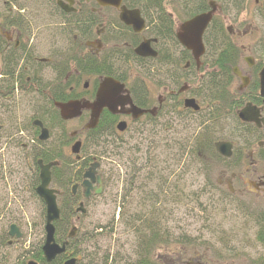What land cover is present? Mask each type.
<instances>
[{
	"label": "rangeland",
	"instance_id": "obj_1",
	"mask_svg": "<svg viewBox=\"0 0 264 264\" xmlns=\"http://www.w3.org/2000/svg\"><path fill=\"white\" fill-rule=\"evenodd\" d=\"M180 1L191 9L194 0ZM7 3V0H0V9L10 7ZM17 5L20 10L27 8L24 22L20 20L24 26L21 31L27 29L26 43L31 45L34 55L41 57L53 50V46L65 45L73 18L60 14L52 0H17ZM181 10L179 8L178 17ZM224 13H220L224 31L228 28L226 34L238 48L235 65L243 69L245 56L262 60L264 2L255 5L253 0L231 1L226 4ZM17 62V75H23L21 86L11 93L5 87L9 80L0 82V154L5 158L12 149L10 135L15 127L23 129L29 125L37 100L33 88L28 86L26 89V64L21 60ZM113 69L119 71L117 75L122 78L126 76L128 85H144L139 81L144 77V86L153 100L160 92V80L168 88L172 86L162 76L153 74L154 79H150L151 71L133 60L128 63L118 61ZM166 71L164 74L169 75L173 69ZM176 72L179 73L177 68ZM200 74L204 76L205 71ZM197 80L198 76L190 82L191 88L198 92ZM90 81L92 83V78ZM236 86L237 81L233 80L229 87L235 98L240 96L235 95ZM196 99L201 107L199 112L173 111L167 103L165 112L157 119L149 120L148 126L130 138L129 143L99 152L101 170L108 184L103 194L84 203L83 213L72 215L67 227L68 233L71 224L75 226L73 246L83 254V264L130 263L140 252L135 226L144 227L146 223L157 225L159 235L169 237V243L159 244L154 250L152 258L158 264H251L259 259L262 261L264 248L255 241L254 232L257 226L263 228L259 224L264 223V196L255 191L252 182L264 174V157L257 150V142L264 143V134L245 131L241 139L237 137L239 124L223 118L215 124V138L216 141H233L234 155L225 160L208 153L202 157L206 165H201L196 158H190L189 146L193 136L204 126H210V105L199 94ZM122 135L124 139L128 137ZM90 148L94 152L100 151ZM251 151L256 160L253 165L249 164ZM143 157L147 158L148 166L140 171L136 167L142 166ZM130 158H139L140 165L130 162ZM23 170L14 173L13 182L8 185L0 181V234L10 223H15L24 232L19 243H0V263L5 260L3 264H26L34 258L32 254L43 242V205L32 194L30 179ZM231 174L236 175L232 178V194L227 190ZM151 211L156 213L155 218ZM138 214L144 225L135 221ZM98 225L102 228H97ZM178 238L189 243H179Z\"/></svg>",
	"mask_w": 264,
	"mask_h": 264
},
{
	"label": "flooded vegetation",
	"instance_id": "obj_2",
	"mask_svg": "<svg viewBox=\"0 0 264 264\" xmlns=\"http://www.w3.org/2000/svg\"><path fill=\"white\" fill-rule=\"evenodd\" d=\"M7 1L10 7L0 9V82L9 80L5 87L8 91L11 90V93L17 86H21L22 76L19 77L20 73L17 75V64H19L17 61L21 60L26 64L25 68H28L25 77L28 83L26 89L28 86L33 88L37 100L34 101L35 110L31 113L29 125L23 129L15 127L14 133L10 135L11 142H13L12 149L8 150L7 158L0 154V181L5 185L12 183L13 174L24 169L23 173H26L30 179L32 194L43 205L45 221V204L36 192L40 183L39 161L43 165L50 164L48 187L56 193L60 216L61 210L72 213L74 216L78 213L77 207L80 203L84 206V203L103 194L108 181L101 170L102 159L99 152H103L107 147L118 148L120 144L129 143L130 138L133 139L148 126L149 120L157 119L165 112L166 106L168 107L167 103L173 111L179 109L183 112H194L191 108L184 106V100L192 97L197 101V90L191 88L190 81H195L196 76L199 79L202 77L199 72L201 61L197 64L191 51L184 48L177 40L180 24L198 14L210 11V2H213L215 6L212 20L215 16H220V13L225 14L223 11L228 2L240 0H194L191 3V9L185 6L187 3L181 4L180 0H162L161 6L158 4L154 11L152 4L147 3V0H120L117 5H103L98 0H52L53 7L63 16L72 17L73 23L71 28L67 29L70 34L65 36V45L53 46V50L47 51V54L41 57L34 55L33 48L26 43L27 29L21 31L24 26L20 20L24 22L23 16L27 8L23 7L20 10L17 0ZM253 2L259 5L264 0H253ZM121 8L131 12L134 16L131 17L130 24L120 19ZM179 8H182L184 16L181 15L182 13H179V17L177 16ZM139 20L142 21V28L137 31L136 29L140 26ZM203 35L202 43L205 53ZM146 40L149 41L150 49L156 54L154 57L138 56L135 53L136 48ZM104 52L112 53L111 57L116 62L122 61L123 63L127 62L126 53L134 54L131 60L152 63L154 75L164 77L172 86L168 88L160 80L158 83L160 92L153 100L149 96L147 87L143 92L140 85H128L127 81L97 74L94 71V61ZM87 55L92 59L90 68L87 70L84 65L81 69L82 62L79 59H84ZM263 58L255 61L252 56H245L243 57L245 63L243 69L237 65L231 66L232 83L233 80L237 81V86L234 88L236 94H234L240 95L236 99L240 98L242 102L235 110L236 115L247 104L258 111L257 122L242 121L238 115L236 122L249 126L252 132L261 134H264V91L263 94L260 93L259 72L264 67ZM6 62L13 67L16 65V71L12 72L13 78L4 71ZM176 68L179 73L176 72ZM168 69H173V71L169 75L164 74ZM105 77H112L124 85L116 100L117 107L114 111L103 108L94 127H88L91 109H82L79 115L70 118L62 117L57 103L94 102L98 84ZM90 78H92V83ZM143 79L144 77L139 81L144 82ZM133 107L144 110V112L136 113L132 110ZM119 123H124L123 130L119 129ZM1 129L0 124V131ZM42 134L43 137L40 138ZM122 134H127L128 137L124 139ZM76 142L80 145L78 152L73 153L72 146ZM263 145L264 143L257 142L260 155ZM90 147L94 150L98 148L100 151L94 152ZM252 155L253 151L249 153L250 165L256 162ZM130 159L133 164L140 165L139 158L138 160ZM147 166V158L143 157L142 166L136 168L141 171ZM90 167L94 171V181H89V195L86 198L82 187L83 174ZM235 176L231 174V178L227 181V190L231 194L234 193L232 178ZM252 184L255 191L264 196V174L254 179ZM7 188L10 192L9 186ZM12 188L17 189V187ZM99 188V193H96ZM11 225L17 228L18 236L16 234L10 236ZM259 225H263L264 228V223ZM263 228L256 227L254 239L259 241L264 248ZM23 238L24 232L21 228L15 223H10L8 229L0 234V243L6 242L7 245H14ZM62 242L64 240L58 243ZM42 244L32 254L34 258L40 255L44 258ZM34 258L32 260L39 264V261Z\"/></svg>",
	"mask_w": 264,
	"mask_h": 264
},
{
	"label": "trees",
	"instance_id": "obj_3",
	"mask_svg": "<svg viewBox=\"0 0 264 264\" xmlns=\"http://www.w3.org/2000/svg\"><path fill=\"white\" fill-rule=\"evenodd\" d=\"M147 3L152 4V10L154 11V8L158 4H160L161 6L162 0H147ZM161 12L164 13L162 9ZM203 42L206 50L204 55L200 59L201 67L199 72L205 71V74L199 80H197V94L201 95L202 99L210 105V111L208 115L210 126H204V129L202 131L198 132L195 136L192 137L193 143H191L189 146V156L190 158H196L197 160H199L201 165L204 166L206 164L202 160L203 156L208 155V153L218 155L215 152L213 146L214 142L216 141L215 136H217V126H215V124H217L219 120H222L223 118L237 121L235 110L242 102L240 98L236 99L229 90V87L232 83L231 66L236 64L238 49L236 45L230 41L228 35L226 34V31H224L223 21L220 16H215L211 20L210 24L204 32ZM111 56L112 53L104 52L96 57L94 61V71H96L97 74L112 76L120 81H126V76H123L122 78L121 76L117 75V72L119 71L113 69V65H115L116 61ZM133 56L134 54L126 53L127 62L125 63L131 62ZM84 59H79L82 62L81 69H83V66L85 65L86 69L89 70L92 59L89 58L88 55ZM150 61H154V59H150ZM138 63L147 71L150 70L151 72L149 77L150 79H154L153 65L150 62L143 60H140ZM4 67V71L11 78H13L12 72L16 71V65H14L13 67L11 64L6 62ZM21 76L23 75L20 74L19 77ZM140 83L145 85L144 82ZM132 85L135 86L136 83H133ZM144 85H140L143 92L146 91ZM239 126L240 131L237 134V137L243 139L245 131L253 133L249 126L242 124H239ZM246 143L247 141H245V144ZM182 154L183 152L180 154V156H182ZM261 155L264 157V145L261 149ZM61 207L63 208L64 206ZM151 212L153 213V218H155L156 213H154V211ZM71 216L72 213L61 210L60 218L57 222L54 223L55 237L58 242L67 240V227L70 224ZM135 221L142 222L141 214H138L136 216ZM142 225H144L143 222ZM98 227L102 228L101 225H98L97 228ZM159 229L160 228L157 227V225H151L149 223H146L144 227L135 226V234L140 239V252L137 254L136 259L128 264H158L152 258L154 250L157 249L159 244L169 243V237L165 235H163L164 237L162 235H159ZM260 237H262L261 234ZM75 239V237L68 239L66 252L57 256L51 263L45 262L42 255H40L39 257H35L34 259L38 260L39 264H62L64 260L69 258L70 256H79L77 257L76 264H83V254L73 246V242ZM178 242L183 244L189 243L185 240L182 242L179 238ZM259 261L260 259L256 262H252L251 264H262V262L264 263V256L262 257V261ZM4 262L5 260H2V263L0 264H3Z\"/></svg>",
	"mask_w": 264,
	"mask_h": 264
},
{
	"label": "water",
	"instance_id": "obj_4",
	"mask_svg": "<svg viewBox=\"0 0 264 264\" xmlns=\"http://www.w3.org/2000/svg\"><path fill=\"white\" fill-rule=\"evenodd\" d=\"M71 1V0H67ZM120 0H98L100 4H114L117 5ZM60 4V3H59ZM211 10L208 12H204L194 16L193 18L183 22L180 24L179 31L177 33V40L179 43L186 49L191 51L192 57L194 61L198 64L200 56L204 53V46L202 43V35L207 27L208 23L212 18V14L215 11V6L213 2H210ZM118 7V6H117ZM131 17H134L131 12L126 11V9L121 8L120 19L127 24H130ZM140 21V26L136 29L137 31L142 28V21ZM135 53L138 56H152L154 57L156 54L150 49L149 41H143L135 50ZM259 82H260V93L263 94L264 91V67L259 72ZM124 85L119 81L115 80L112 77H105L98 84L96 89L95 101L92 103L89 102H76L74 104H60L57 103V106L60 108L61 115L63 118H70L75 115H79L82 109H91L90 114V123L88 127H94L96 124L98 115L103 108H107L110 111H114L117 107L116 100L119 98L118 95L123 90ZM184 106L186 108H191L194 111L199 109L196 101L193 98H187L184 100ZM136 113H142L144 110L133 107L132 109ZM68 113V114H66ZM239 119L242 121H258V111L251 107L249 104L245 105L241 108L237 113ZM124 123H119V129L123 130ZM43 137V134L40 138ZM80 143L76 142L72 146L73 153L78 152ZM215 150L218 154L223 157H230L232 155V143L230 141H216L214 143ZM40 165V183L36 188L37 194L43 200L45 204V222H44V241L41 246L42 253L46 262H52L56 256L62 254L66 250V246L68 241H64L62 243H58L55 239V226L54 222L59 219L60 210L56 201V193L54 190L50 189V164L43 165L41 161H39ZM94 171L91 167L84 172L83 177L84 180L82 182V187L84 188L85 197L87 198L89 195V181H94L93 178ZM100 188L96 190V193H99ZM84 212V206L82 203L77 207V212ZM15 225L10 226L9 234L13 236L16 234ZM75 227L72 226L71 230L68 233V238L74 236ZM18 236V234H16ZM76 258L71 257L63 262V264H75ZM27 264H38L37 262L30 260Z\"/></svg>",
	"mask_w": 264,
	"mask_h": 264
}]
</instances>
